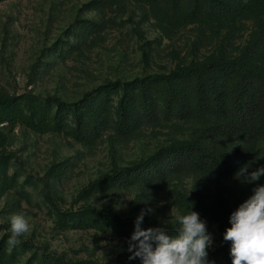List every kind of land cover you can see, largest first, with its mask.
Wrapping results in <instances>:
<instances>
[{
    "label": "rangeland",
    "instance_id": "obj_1",
    "mask_svg": "<svg viewBox=\"0 0 264 264\" xmlns=\"http://www.w3.org/2000/svg\"><path fill=\"white\" fill-rule=\"evenodd\" d=\"M252 29L249 18L233 28L161 25L147 5L132 0H0V97L32 103L5 107L0 122V151L8 154L0 159V264H39L42 251L102 264H212L210 252L221 234L241 236L249 224L225 222L241 187L229 186L218 204L205 179L201 208L184 176L160 186L128 179L90 187L112 172L109 137L119 166L129 167L156 160L174 140L186 138L190 122L175 120L179 133L144 126L117 136L107 127L88 144L60 126L73 125L72 114L80 110L114 111L124 90L132 106L157 77L193 60L220 50L235 57ZM258 153L264 158V138ZM106 212L123 220L146 218L157 229L196 225L206 251L177 255L155 248L138 231H117Z\"/></svg>",
    "mask_w": 264,
    "mask_h": 264
},
{
    "label": "trees",
    "instance_id": "obj_2",
    "mask_svg": "<svg viewBox=\"0 0 264 264\" xmlns=\"http://www.w3.org/2000/svg\"><path fill=\"white\" fill-rule=\"evenodd\" d=\"M148 6L161 25L178 28L186 24L233 28L241 19H252L253 29L245 46L235 57L223 51L157 77L138 103L129 106L124 90L116 108L92 109L72 114L73 125L64 124L78 141L88 144L108 127L117 136H129L144 126L166 127L179 133L175 120L191 123L186 138L174 140L156 160H141L129 167L119 166L114 140L109 137L108 157L112 172L91 183L92 189L118 186L128 179L141 185L160 186L173 177H189L198 208L205 179L215 188L219 204L229 186L241 190L226 213V224H249L241 236L221 234V244L210 252L212 264H264V158L258 153L264 138V0H132ZM85 29H89L85 26ZM138 86L144 87L143 83ZM102 95L97 97L100 100ZM21 101L0 97V122L5 107ZM60 105V104H59ZM59 111L54 118L58 123ZM153 135L162 134L152 131ZM0 151V159L7 157ZM181 203V195L177 193ZM100 212L89 211L88 216ZM106 217L122 233L140 232L155 248L173 254L196 255L206 251V240L196 225L177 224L157 229L146 218L123 220L112 213ZM86 214H82L85 218ZM30 264V263H28ZM39 264H102L94 260H68L63 255L42 251ZM104 264H124L110 260Z\"/></svg>",
    "mask_w": 264,
    "mask_h": 264
}]
</instances>
